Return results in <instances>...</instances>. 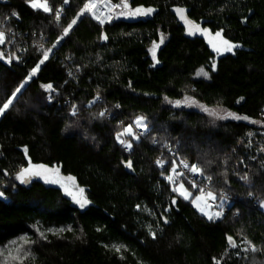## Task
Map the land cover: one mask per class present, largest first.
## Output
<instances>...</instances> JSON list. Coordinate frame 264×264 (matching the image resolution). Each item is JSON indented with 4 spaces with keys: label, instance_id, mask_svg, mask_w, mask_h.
Wrapping results in <instances>:
<instances>
[{
    "label": "trees",
    "instance_id": "1",
    "mask_svg": "<svg viewBox=\"0 0 264 264\" xmlns=\"http://www.w3.org/2000/svg\"><path fill=\"white\" fill-rule=\"evenodd\" d=\"M33 1L0 0V51L11 55L0 57V107L27 80L0 116V249L27 238L19 264H264V0H129L155 11L104 24L79 15L89 0H40L50 12ZM177 8L239 47L217 54ZM187 97L198 106L178 107ZM138 116L148 130L122 136L129 150L117 134ZM167 144L225 192L222 216L171 189ZM23 169L40 174L21 183Z\"/></svg>",
    "mask_w": 264,
    "mask_h": 264
},
{
    "label": "snow or ice",
    "instance_id": "2",
    "mask_svg": "<svg viewBox=\"0 0 264 264\" xmlns=\"http://www.w3.org/2000/svg\"><path fill=\"white\" fill-rule=\"evenodd\" d=\"M64 2L67 3L68 0H64ZM123 6L126 8L127 4H124ZM33 7H42L45 12H50L51 11V9L47 6L46 3H44V4H35L34 3ZM98 7L99 6H98L97 3L92 2V0H89V2L85 3L83 5V7L80 9L79 15H83L86 12L90 13L95 19H97L101 24H103L105 22L104 19H101V15H103V13L101 12V15H97V12L94 11V9H98ZM117 7H119V5H117ZM153 11H154V9H152V8H136L133 12L130 13V15H132V16H141V15L146 16V15L151 14ZM175 11L180 16V18L182 20H184L186 24L189 25V34H194L195 31H199L202 34H207L208 33V29H201L198 24H193L191 21H188L186 19V17H185V14H184L185 10L184 9L177 8V9H175ZM13 15H15V13ZM60 18H61V12L57 11L55 13V19L57 20V22H59ZM78 18H79V16L77 17V19ZM77 19H73L71 21V23L66 28H64L63 36L59 37L56 43H59V40H62L64 36H67L69 34V31L77 23ZM109 19H111V17H109ZM215 37L220 38L221 44L223 46L221 48V47H217L216 44H213V47H214V49H215V51L217 53H220L221 51L232 52L234 48L239 47L238 45H234V44L230 43L229 41L223 39L220 32H216L215 33ZM103 38L107 39L106 36L103 37ZM4 42H5V33L3 31H0V45L4 44ZM160 43H163V38H161ZM209 43H212V41L210 40ZM55 46L56 45L54 44L53 47H55ZM158 47H159V45L154 44V46H153V48L151 50L152 51L153 60L156 63H159V61L156 60V48H158ZM40 48L43 49V45H40ZM51 51H52V49H48V50H44L43 51V59L39 62V64L35 68H33L32 73H30L29 77L27 78L28 80H30L32 78V76L35 75V73L39 69V65L43 64L44 61L48 59L49 53ZM212 67H213V70H215V64H213ZM198 75H203L205 78L208 77V73L205 72L203 69L200 70V73H198ZM26 83H27V80L24 83H22L19 87H17L15 89V91L11 94V98H8L7 101L3 103L2 107H0V114H2L5 110L9 109V107L11 105H13L14 101L18 98V94H20L22 92V89L24 88ZM42 87L45 89V91H52L53 90V86L51 84L43 85ZM49 99H50V97H49ZM97 99H99V97H97ZM178 104H179V102H177V105ZM204 111H208V110L204 109ZM73 114H75V108H74V113ZM103 115H104L103 112L100 113V116H103ZM212 115H216V113H212ZM229 117L234 118V119H240V117H235L234 114H232V113H225L220 118L227 119ZM132 127L133 126L130 125L128 128L125 129V133H118L117 134V140L122 145H124L126 149H129V150L132 147V143L122 139V136L124 134H128V135H131L133 137V139H139V137L135 133H133ZM135 127L143 128L145 131H147L148 130V126H147V123L145 122V118L144 117H138L136 119V121H135ZM156 163L162 167L163 164H164V161L158 160ZM172 165H173L172 166L173 175H169L167 177V179L170 182H174V176H183L184 175L183 172H178L177 171V168L179 166H182L184 169H187L190 173H192L194 175H196V174L203 175V170L197 164L189 165L187 163V161H185V160H180L179 165H177L176 161L173 160L172 161ZM127 167H129V168L131 167V161H129L127 163ZM26 174H29V176H30V175H39L40 173H38V172L37 173H32L31 169H23L17 175V179H20L21 183L29 182L28 178H26ZM207 179L209 181H211L212 178H211V176H208ZM241 179L247 180V176H243V177H241ZM49 182L55 183L56 181H49ZM192 187H196V184L194 182L192 184ZM173 190L178 192L179 195L183 196L184 199H189L190 196H191V193L187 189L184 188V184L183 183H179L178 187H174ZM69 194L71 195V193H69ZM2 195L3 194L0 193V196H2ZM74 199H75V197H74ZM209 199L212 200V201H215L216 200V196L213 194L212 191L205 192V190L203 188H201L200 189V195L196 196L195 199L192 202H193V204H195L199 208V204L197 203L198 201L209 200ZM226 200H227V197H225V196L221 197V203L219 205L221 210L218 211V212L213 213L212 215H208V219L209 220L217 219L220 216H222V214H223V206H224V203L226 202ZM76 202L80 205L81 208L85 207V205L88 203L87 200H76ZM173 203H175V201H173ZM261 207H264V203L261 204ZM200 210L203 212L202 208ZM204 214L207 215V213H204ZM165 222H167V221H165ZM59 231H64V229H60ZM152 235H153V238H155V233H153ZM41 236H43V233H41ZM21 239H24V238L22 237ZM228 240H229V243H230V245L232 247H234V248L237 247V245L233 242L231 237H228ZM16 243H17L16 241L12 242L13 245H15ZM112 247L115 249V251H117V252L120 251V247L119 246L113 245ZM248 250H249L248 248L244 249V251H248ZM251 250L255 251L256 249L253 247ZM16 251H17V256H12L11 257L13 260H19L20 259L21 248H17ZM0 255H3V250H0ZM9 255H11V252H9ZM2 264H7V260H4L2 262ZM216 264H220V262L217 261Z\"/></svg>",
    "mask_w": 264,
    "mask_h": 264
},
{
    "label": "rangeland",
    "instance_id": "3",
    "mask_svg": "<svg viewBox=\"0 0 264 264\" xmlns=\"http://www.w3.org/2000/svg\"><path fill=\"white\" fill-rule=\"evenodd\" d=\"M92 2H95V3H97L98 4V6L99 5H103V4H105L106 5V3H107V5H110V8H109V15H108V19L106 20V21H108L109 20V17H115V18H125V19H131V20H133V19H138V18H145V17H148V16H150V15H152L153 13H154V11H155V9L154 8H152V9H154V11L151 13V14H149V15H146V16H144V15H141V16H132V15H130V13L131 12H133L136 8H151V7H142V6H139V7H132L131 5H130V3H129V0H120V2L118 3V4H112L111 3V1L110 0H92ZM44 4V2H42V1H40V0H35V1H33L32 2V5L33 4ZM124 4H127V7L125 8L123 5ZM105 5L103 6L104 8H105ZM117 5H119V7H117ZM40 8H42V7H40ZM106 9H108V8H106ZM95 10V9H94ZM90 16H91V14H90ZM92 17V16H91ZM103 17H105L106 18V14L103 16ZM103 17H102V19H103ZM94 19V18H93ZM95 20V19H94ZM97 21V20H96ZM106 21H105V23H106ZM98 22V21H97ZM99 23V22H98ZM101 24V23H100ZM0 31H2L1 29H0ZM216 33V32H215ZM215 33H212V32H210V31H208V33L207 34H204V36H205V38H206V40H207V42H208V44L210 45V47L215 51V49H214V47H213V44H216V46L217 47H223L222 46V44H221V41H220V38H217V37H215ZM223 38V37H222ZM224 39V38H223ZM212 41V43H209V41ZM216 52V51H215ZM217 53V52H216ZM223 53H226V52H224V51H221L220 53H217V54H223ZM0 57H5L7 60L8 59H10L11 58V55L9 56V55H6V54H2V52L0 51ZM201 70V69H200ZM200 70L197 72V76H203V75H198V73H200ZM204 70V69H203ZM205 72H206V70H204ZM204 77V76H203ZM26 85V84H25ZM20 94H18V96H19ZM10 98H11V96H10ZM178 107H189V108H192V107H196V106H198V104L195 102V100H193L192 98H190V97H187V98H185V99H183V100H181V101H179V104L177 105ZM2 114H0V116H1ZM138 117H140V116H138ZM138 117H136L135 119H134V121H133V124H132V131H133V133H135L136 135H137V133H136V127H135V121H136V119L138 118ZM128 128V127H127ZM138 137L139 136H141V135H137ZM125 141H128V140H125ZM129 142V141H128ZM176 144V143H175ZM170 145V146H169ZM167 144V151H168V153H171V157L172 158H175V150H174V148H172L173 147V144L171 145V144ZM124 146V145H123ZM159 159H157L156 160V162L158 161V160H161L160 158L161 157H158ZM175 161H176V163L178 162H180V160H184V159H177V158H175L174 159ZM186 161V160H185ZM188 162V161H187ZM177 163V164H178ZM190 164V163H189ZM169 175H173V173H172V169H171V171H170V173L166 176V180H167V182L170 184V187H171V189L173 190L174 189V187H178V185H179V183H183L184 184V188L185 189H187L190 193H191V196H190V198L189 199H186V200H190L191 201V204L197 209V211L199 212V213H201V214H203V215H205L204 213H207V215H205L206 217H208V215H212L213 213H215V212H218V211H220L221 209H219V208H213V207H211V206H209V204H208V200H201V201H198L197 203L199 204V208L195 205V204H193V200L195 199V197L196 196H198V195H200V194H197V195H195L194 197H192V193H193V191L192 190H194L195 188L194 187H192L191 189L184 183L185 181V178L184 177H180L178 180H176V179H174V182H170L168 179H167V177L169 176ZM51 180H53V181H56L55 183H59V184H61L62 185V187L65 189V191L67 192V193H71V195H73V196H75L76 195V190L74 189V187L72 186V185H70V184H68V183H64L63 181H61L59 178L57 179V176L56 175H54V176H51L50 177V181ZM204 180V182L203 183H201V185H203V187L208 183V179H206V178H204L203 179ZM190 181V180H189ZM192 185V184H191ZM207 187L209 188V190L210 191H212L213 192V194L216 196V199H219L218 201H219V205H220V203H221V201H220V199H221V197L222 196H225V197H227L226 196V194H225V192L224 191H219V192H215L214 190H213V188H212V186L210 187L209 186V184L207 185ZM198 190V193H199V189H197ZM178 193V192H177ZM179 194V193H178ZM181 196V195H180ZM183 197V196H182ZM184 198V197H183ZM225 206V205H224ZM203 209V212L200 210V209ZM264 208V207H263ZM22 238V237H21ZM18 239V240H15L17 243L15 244V245H13L12 244V242L10 243V244H8V245H6V246H4L2 249H0V250H3V255H0V264H2V262L4 261V260H7V264H19L20 263V261L22 260V258H21V254H22V251H23V249H24V247H26V246H29L31 243H29V240L27 239V238H25V237H23L24 239ZM17 248H21V253H20V259L19 260H13L11 257L12 256H17V251H16V249ZM9 252H11V255H9Z\"/></svg>",
    "mask_w": 264,
    "mask_h": 264
},
{
    "label": "built area",
    "instance_id": "4",
    "mask_svg": "<svg viewBox=\"0 0 264 264\" xmlns=\"http://www.w3.org/2000/svg\"><path fill=\"white\" fill-rule=\"evenodd\" d=\"M92 18H94V17L92 16ZM95 20H97V19H95ZM136 133H137V135H144L146 133V131L143 128H137L136 127ZM177 165H179V163ZM189 165H191V164H189ZM177 171L178 172H183L184 175L183 176H174V179L178 180L180 177H184V178L190 180L192 182V184H193V182L196 184V187H194L195 189H199L200 190L201 188H203L205 190V192L210 191L209 188L207 187V185L209 184V186L211 187V181L208 180V183L203 187V185H201V183L204 182V180H203L204 178H203L202 175H199V174L194 175V174L190 173L187 169H184L182 166H179L177 168ZM199 194H200V191H199ZM218 200L219 199H216L215 201H212V200L209 199L208 200L209 206H211L213 208H219L220 209ZM220 201H221V199H220ZM223 210H224V206H223Z\"/></svg>",
    "mask_w": 264,
    "mask_h": 264
},
{
    "label": "bare ground",
    "instance_id": "5",
    "mask_svg": "<svg viewBox=\"0 0 264 264\" xmlns=\"http://www.w3.org/2000/svg\"><path fill=\"white\" fill-rule=\"evenodd\" d=\"M104 5L105 4L99 5L98 9H95L94 11L97 12V15H101V12L103 13V15H101V19L106 14V18L103 17V19L106 21L108 19V15H109V11L108 10L110 8V5H107V3H106L105 8L103 7ZM106 8H108V9H106Z\"/></svg>",
    "mask_w": 264,
    "mask_h": 264
},
{
    "label": "water",
    "instance_id": "6",
    "mask_svg": "<svg viewBox=\"0 0 264 264\" xmlns=\"http://www.w3.org/2000/svg\"><path fill=\"white\" fill-rule=\"evenodd\" d=\"M182 20V19H181ZM182 22H183V20H182Z\"/></svg>",
    "mask_w": 264,
    "mask_h": 264
}]
</instances>
